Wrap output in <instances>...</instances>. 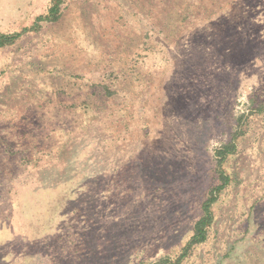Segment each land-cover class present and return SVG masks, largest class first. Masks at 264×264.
<instances>
[{
	"label": "rangeland",
	"instance_id": "1",
	"mask_svg": "<svg viewBox=\"0 0 264 264\" xmlns=\"http://www.w3.org/2000/svg\"><path fill=\"white\" fill-rule=\"evenodd\" d=\"M0 47V264H264V0H61ZM52 0H0V35Z\"/></svg>",
	"mask_w": 264,
	"mask_h": 264
},
{
	"label": "trees",
	"instance_id": "2",
	"mask_svg": "<svg viewBox=\"0 0 264 264\" xmlns=\"http://www.w3.org/2000/svg\"><path fill=\"white\" fill-rule=\"evenodd\" d=\"M61 0H52V4L45 14L39 15L33 26L30 28H24L21 32H16L14 34H1L0 35V47L6 45L14 44L18 38L25 32L30 30H38L42 22H55L60 18L61 12ZM235 139L230 143L223 144L221 147L217 148V158H218V169L220 174L221 182L213 186L208 193V197L204 200L202 204L203 214L195 222L193 226V233L189 240L186 242L181 254L173 261L168 259H161L156 264H180L182 260L187 257L191 250L198 244L205 242L208 238V230L213 222V205L217 201L221 191L229 184L230 178L222 168V164L227 157V155L232 154L236 150Z\"/></svg>",
	"mask_w": 264,
	"mask_h": 264
}]
</instances>
